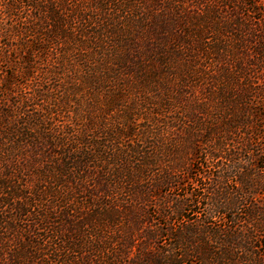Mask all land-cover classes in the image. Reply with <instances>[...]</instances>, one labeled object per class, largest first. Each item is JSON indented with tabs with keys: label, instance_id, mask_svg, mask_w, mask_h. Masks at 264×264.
<instances>
[{
	"label": "trees",
	"instance_id": "1",
	"mask_svg": "<svg viewBox=\"0 0 264 264\" xmlns=\"http://www.w3.org/2000/svg\"><path fill=\"white\" fill-rule=\"evenodd\" d=\"M186 13L247 24L264 50V0H0V264H91L88 258L100 252L99 264H111V246L98 239L97 229L108 205L92 201L113 196L123 179L133 182L138 169L131 164L144 172V159L132 157L147 156V139L133 142L138 134L124 122V130L107 131L104 119L94 123L88 108L104 82L137 68L138 62L129 64L143 57L141 47L150 53L149 67L141 64V70L156 71L167 36L192 28ZM111 28L120 36L116 60L105 57L99 42ZM77 35L80 43L72 40ZM92 47L94 58L73 59ZM61 55L70 56L65 66ZM240 122L251 124L246 111ZM211 141L193 134L190 147L203 148L205 159L217 157L203 147ZM242 168L236 163L231 172L247 183ZM156 183L168 186L170 180Z\"/></svg>",
	"mask_w": 264,
	"mask_h": 264
},
{
	"label": "rangeland",
	"instance_id": "2",
	"mask_svg": "<svg viewBox=\"0 0 264 264\" xmlns=\"http://www.w3.org/2000/svg\"><path fill=\"white\" fill-rule=\"evenodd\" d=\"M186 15L192 28L167 36L156 71L141 70V64L149 67L150 55L141 47L143 57L129 64L138 62L132 73L123 70L94 91L88 108L94 123L104 119L111 131L122 130L124 122L138 134L133 142L147 139L142 148L147 156L132 157L144 159V172L131 164L138 169L133 182L123 179L113 196L92 201L108 205L98 239L111 246V264H264L263 45L253 27L231 24L226 15L215 23ZM118 38L116 28L100 38L106 58L121 57V46L114 45ZM95 52V47L77 51L73 59L94 58ZM60 58L65 66L70 56ZM76 79L84 81L82 72ZM245 111L251 124L237 123ZM193 134L212 140L203 147L219 156L205 159L203 148L194 151ZM240 162L247 183L231 172ZM165 176L170 184L157 186ZM93 255L88 261L99 264L103 258Z\"/></svg>",
	"mask_w": 264,
	"mask_h": 264
}]
</instances>
